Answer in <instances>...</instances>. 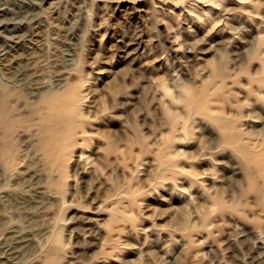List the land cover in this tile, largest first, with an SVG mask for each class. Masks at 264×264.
<instances>
[{
    "label": "rangeland",
    "instance_id": "1",
    "mask_svg": "<svg viewBox=\"0 0 264 264\" xmlns=\"http://www.w3.org/2000/svg\"><path fill=\"white\" fill-rule=\"evenodd\" d=\"M0 20V264H264V0Z\"/></svg>",
    "mask_w": 264,
    "mask_h": 264
},
{
    "label": "bare ground",
    "instance_id": "2",
    "mask_svg": "<svg viewBox=\"0 0 264 264\" xmlns=\"http://www.w3.org/2000/svg\"><path fill=\"white\" fill-rule=\"evenodd\" d=\"M1 21V20H0ZM253 36V35H252ZM264 49V48H263ZM5 54V53H4ZM4 68V67H3ZM24 78V77H23ZM59 79H61V77L59 78ZM252 82L254 81V79H252L251 80ZM9 82L10 81H8V82H1V91H2V93L4 94V102L1 104V106H2V116L3 117H6L7 119H8V116L10 115V110H9V104H8V99H9V95L11 94V90H12V88H11V86H10V84H9ZM22 84H24V82L22 83ZM60 84V82L57 84V86ZM256 86H257V88L259 89V90H261V89H264V64H263V72H262V75H260L257 79H256ZM48 95H47V100H49V101H51L52 99H54L56 96H54L53 94H54V91L53 90H51V91H49L48 93H47ZM69 98H73V97H69ZM263 98V97H262ZM195 99H196V96L193 94V95H191V101L192 102H195ZM72 100V99H71ZM203 104H204V102H203ZM51 105H52V109L54 110L55 109V111H56V113H55V117L56 118H59V119H62L63 118V116H64V110H66V108L65 109H63V102H60V103H51ZM209 105V104H208ZM256 110V109H255ZM67 111V110H66ZM63 113V114H62ZM210 116L211 117H215L216 118V121L219 123V125L221 124V125H228V124H232V122L230 121L229 122V120H225L224 118H222L221 116H214L213 114H210ZM257 122V121H256ZM9 124V123H8ZM230 126H232V125H230ZM238 133L240 134V132H237V134L236 135H238ZM9 134V133H8ZM9 140V139H8ZM80 157L81 158H84L85 156L83 155V154H81L80 155ZM89 159H87L86 161H85V163L86 164H88L89 162ZM252 180V179H251ZM244 235V234H243ZM19 237V236H18ZM262 245V244H261ZM262 260V259H261Z\"/></svg>",
    "mask_w": 264,
    "mask_h": 264
}]
</instances>
